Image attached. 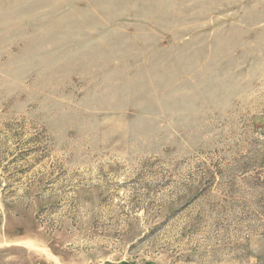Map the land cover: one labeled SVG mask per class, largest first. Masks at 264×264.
Instances as JSON below:
<instances>
[{
    "label": "rangeland",
    "instance_id": "1",
    "mask_svg": "<svg viewBox=\"0 0 264 264\" xmlns=\"http://www.w3.org/2000/svg\"><path fill=\"white\" fill-rule=\"evenodd\" d=\"M0 264H264V0H0Z\"/></svg>",
    "mask_w": 264,
    "mask_h": 264
}]
</instances>
